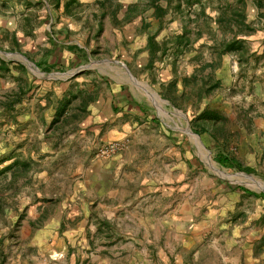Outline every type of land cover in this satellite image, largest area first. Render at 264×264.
I'll use <instances>...</instances> for the list:
<instances>
[{
	"label": "crops",
	"instance_id": "crops-1",
	"mask_svg": "<svg viewBox=\"0 0 264 264\" xmlns=\"http://www.w3.org/2000/svg\"><path fill=\"white\" fill-rule=\"evenodd\" d=\"M64 2L66 0H61L58 7H54L49 0H0V32H7L16 46L22 40L26 58L38 70L36 75L30 76L24 64L20 63L18 69L22 76H17L16 82L9 83L2 78L8 77L11 67L0 59V124L7 130H16L15 134L18 135L17 143L12 147L8 142L7 147L9 151L18 146L17 151L20 152L31 150V159L37 165L30 173L31 180L35 183L20 186L13 200L7 199L6 205L2 206L0 264H169L168 256L172 255L171 252L165 246L164 250L156 249L153 242L160 241L163 245L166 240L176 239L184 248L189 245L191 238L184 234H169L170 221L167 205L163 204L161 188L152 189L151 180H146L143 176L139 183L147 182L146 185L130 189L121 184L120 177L126 169L141 172L144 169L142 162H155L162 158L168 160L170 154L177 156L181 166L185 161L192 169L196 165L199 167L200 161L188 142L186 133L178 126L172 128L157 120L149 100L118 75L121 70L117 63L120 62L122 66L129 64L131 57L137 55L138 48L142 49L144 44L137 43V36L134 35L132 42L123 48L118 47L123 51L121 58L124 61L111 58V64L106 66L90 65L87 48H91L93 52L96 48L104 47L102 42H84L89 31L82 26V20L93 14L77 12L81 21H72L69 18L70 12L63 11ZM33 5L43 12H36L32 16L27 14ZM50 6H53L52 10ZM146 14L152 16L153 12ZM125 15L124 12L94 14L96 24L93 34L102 29L104 19L108 18V30L116 33V39H119L121 19ZM19 16L21 23L18 25ZM127 16H130L128 25H134L133 33L138 25L132 24V19L139 17L146 23L144 12L138 15L127 12ZM180 25L181 28L182 24ZM74 30L77 33L86 31L81 33V42L72 40L69 35ZM143 54H138L141 62L137 65H145L147 59ZM169 81L162 85L166 86ZM15 95L19 97L18 100L10 107L6 105L8 99ZM151 98L158 100L153 93ZM60 107H63L62 112L59 111ZM200 110L195 111L192 117ZM57 111L60 114L56 116ZM240 124L233 130L229 128L230 132L240 131L239 141L245 136H253L249 134L251 129L257 130L260 146L257 147L256 169L249 163L242 164L230 147L232 143L235 144L233 139H229L227 151L237 159L242 170L221 167L213 160L216 152L213 139L208 134L194 133L190 125L189 128L193 135H205L211 139V158L221 168L236 171L246 177L254 175L259 184H264V122H256V125ZM71 130L83 137V147H80L77 158L84 163V170H77L80 173L77 178L81 179L68 184L66 188L56 190L32 188L44 184L49 176L56 175L48 165L42 168L36 163L46 159L52 161L60 151V146L66 144ZM31 136L41 138L39 146L38 142L29 145ZM111 140H125L127 146L107 158L94 157L95 148ZM192 140L195 142V138L192 137ZM3 144L0 143V160L3 159L0 166L11 161L4 160L9 151L4 152L7 147ZM69 147L65 152L69 153L77 148L72 145ZM226 187L239 197V200H232L234 205L228 206L231 215L227 222L240 223L241 228L248 230L241 233L236 231L224 240V247L220 248V252L215 250L221 258L219 264H264V187H259L258 190L246 186ZM26 191L30 196L25 195ZM148 191H152L148 201H153L152 197L156 194L160 202L150 206V211H161V215L156 217L154 213L144 217L149 228H144L140 239L148 242V248L141 252L130 247L122 246V249L121 246H113V242L120 240L137 241L136 236L121 235L111 229V226L119 219L117 215L120 210L139 201L143 193ZM129 199L132 202L130 205ZM250 199L251 206L241 205L238 212H233V208L239 206L242 200ZM181 221H184V216H181ZM11 249H16L17 253L14 255ZM187 251L194 256L198 250L190 248ZM177 257V264H189L184 254L182 258L180 254Z\"/></svg>",
	"mask_w": 264,
	"mask_h": 264
},
{
	"label": "rangeland",
	"instance_id": "rangeland-1",
	"mask_svg": "<svg viewBox=\"0 0 264 264\" xmlns=\"http://www.w3.org/2000/svg\"><path fill=\"white\" fill-rule=\"evenodd\" d=\"M45 1L47 2V0ZM201 1L204 3L205 13L208 16H212L213 11L210 6H213L216 0ZM159 4L162 7H167L166 13L159 19L154 16V13L152 16L146 14L153 12V8L148 5V0H77L71 4L69 6L71 14L69 18L72 21H77L78 23L81 21L80 17L76 15L77 12H88V15L93 14L89 18L86 17L87 19L82 20V26H85L89 31L84 42L86 44H89L90 41L104 43L102 49L96 48L93 52L87 46L91 60L89 62L90 65H95L96 67L106 66L111 64L109 62L111 58L124 61L121 58L123 51L119 50L118 47L123 48L129 42H132L134 35L137 36V43L144 44L143 48H138L136 53L143 52V56L147 59L148 51L145 43L148 35H153L155 41L160 42L179 32L181 29L180 24H186L189 27L193 26V24L188 23L187 15H193V12L197 8L196 5L194 7L191 6L187 10L183 0V3H181L182 12H174V0H171L169 5H166L164 1H160ZM52 7H49L50 10H52ZM127 7L129 8V13L138 15L144 12L145 17L143 18L146 23H143L139 17L131 20L132 24L136 23L138 25L136 32H134L135 34L132 32L134 25H128L129 19H126V15L121 19L122 31L119 39H116V33L108 30L110 24L108 18V20L104 19L102 29L99 32L96 31L97 35L93 34L96 24L94 14H98V12H124L127 14L125 12ZM245 10L247 12V19L256 26V30L245 37V45L248 49L246 60L238 64L237 59L233 55H222L217 61L218 65L212 71L213 78L219 79L220 86L209 95L202 96L200 99L193 92L199 86V77L207 74L209 69L206 68L201 73L196 71V69L203 62L214 60L215 56L207 49V44L211 43L210 36L218 37L219 35V31L214 30L215 24L208 18L198 17L199 20L196 26L202 32V37L194 41L180 55L169 49L162 57L157 55L150 67L137 65V63L141 62L138 54L131 57L129 64H123L122 66L120 62L117 63L120 65L119 70L121 72L118 74L120 78L129 82L149 100L154 107L157 120L167 123L172 128L178 126L181 128V131L186 133L185 135L189 138L188 142L200 161L199 167L196 165L192 169L185 161L181 166L180 160L176 159L177 156L170 154L168 160L162 158L155 162H142L144 169L141 172L136 173V171L132 172V169H126L123 176L120 177L121 184L130 189L133 186L146 185L147 182H143V184L139 183L143 176H145L146 180H151L150 186L152 189L161 188L163 190V204L167 205V215L170 221V226L168 227L169 234H184L186 237L189 236L191 238L188 242L189 245H185L184 248L181 242L176 239L166 240L163 245L160 241L153 242L156 249H163L165 246L171 252L172 255L168 256L169 264H177L175 260L178 259V254L181 255V258L184 254L189 264H219L221 258L215 250L220 252V248L224 247V240L236 231L241 233L244 230H248V228H241L240 223L227 222L231 215L228 206L234 205L231 203L232 200L237 198L239 200V197L236 196V193L230 192L226 186H246L252 190L264 187V184L257 182L258 179L254 175L250 174L246 177L236 171H227L221 168L211 158V144H209L211 143V139L205 135L195 136L189 128V121L192 115L205 105L217 109L226 116V130H230L229 128L233 130L235 126L239 127L240 123H245L246 125L253 123V125H256V122H264V9L261 19L256 18L255 9L251 4L247 3ZM36 12L37 14H41L43 11L33 5L27 14L32 16ZM20 18L19 16L18 25L21 23ZM92 27L93 29H91ZM77 32L74 30L73 34L70 32L69 35L72 40L81 42V33L83 34L86 31ZM11 40L12 37H9L7 32H0V59L11 67L9 75H7L8 77L2 79L9 83L16 82L17 76H22V72L18 69V64L20 63L24 64L27 74L30 76L38 73V70L29 63L26 58L27 55L24 54V42L21 40L19 46H16ZM135 59L137 60L135 61ZM194 71L198 79L197 83L193 84L189 80L186 87H184L181 78L188 77ZM173 78L176 79V91L174 95L166 89V86L162 85ZM167 91L171 93V96H174V105L164 98L165 96L163 95ZM182 91L183 94L181 95ZM151 93L155 94L158 100L152 99ZM189 93H192L190 98H188ZM8 118L10 119V117ZM15 131L7 130L0 124V143H4V147L8 146V142H10L12 147L17 143L18 140L16 138H18V135L15 134ZM232 132L231 139L235 141V144L229 145L233 152L236 153L242 164L249 163L256 169L257 147L258 145L260 146L257 139V130L251 129L249 134H253V136L250 135L249 138L245 136L240 141L238 140L240 131L234 130ZM192 137L195 138V142L192 140ZM67 138L66 144L60 146V151L53 157L52 161L46 159V161L36 163L38 167L42 168L48 165L53 172H56V175L49 176L44 184L33 186L32 188L43 191L47 188L56 190L57 188H66L68 184L81 179L80 177L77 178L80 175V173H77V170H84V163L78 161L77 158L80 154V147H83V137H80L77 132L72 131L70 137ZM40 139L36 136H31L29 145H32L33 142H38L37 146H39ZM3 140L5 141L3 142ZM69 145L77 148L69 153L65 152L70 148ZM8 151L9 148L7 147L4 152ZM34 166L35 164L33 163ZM35 168H37V165ZM30 182L33 183L31 179ZM151 192L143 193L142 198L136 203L133 202L132 205H130L132 202L129 199L128 205L130 206L120 210L117 215L119 219L115 220V224L111 226V229L121 235L128 236V234H131L136 236L137 241L120 240L113 242V246L130 247L141 252L145 248H148L146 247L148 242L140 239L144 228H149V225L145 223L144 217L150 215V213H154V217L161 215L159 209H152L151 211L149 209L150 206L160 203L156 194L152 197L154 198L153 201H148L151 198ZM25 195L30 196L27 194V191ZM245 204L251 206V199L250 201L242 200L239 206L233 208V212H238L241 208L240 206ZM181 216H184V221H181ZM116 223L118 224L116 225ZM190 248L198 250L194 256H192V252L188 253L187 250ZM11 250L14 255L17 253L16 249ZM30 253L37 256L32 251ZM25 264L30 263L26 262Z\"/></svg>",
	"mask_w": 264,
	"mask_h": 264
},
{
	"label": "trees",
	"instance_id": "trees-1",
	"mask_svg": "<svg viewBox=\"0 0 264 264\" xmlns=\"http://www.w3.org/2000/svg\"><path fill=\"white\" fill-rule=\"evenodd\" d=\"M61 0H49V3L54 7H58ZM164 1L166 5H169L171 0H148V5L153 8L154 16L159 19L166 13L167 7H162L159 2ZM75 0H66L63 4V11L69 12V6L73 4ZM181 3L183 0H174V12H182ZM251 4L255 9V16L258 19L262 18V11L264 9V0H216L212 7L213 15L208 16L205 13L204 3L201 0H184V4L189 10L196 5V10L193 15L188 16V23L193 24L182 25L180 32L176 33L172 37L156 42L153 35H148L146 39V48L148 51V58L145 63L146 67H150L154 59L159 55L162 57L169 49L180 55L188 46L194 41L202 37V32L197 28L198 17L208 18L215 24V31H219L218 37L210 36V44H207V49L210 53H213L214 60H208L198 65L196 71L203 72L208 68L209 71L204 76H200L199 86L196 91L193 92L197 98L209 95L214 89L220 86L219 79L213 78L212 71L218 65V60L222 55H233L238 64L246 60V54L248 49L245 45V37L251 32L256 30V26L247 19L246 4ZM211 5V4H210ZM129 7V6H128ZM126 8L125 12H129V8ZM131 8V7H130ZM128 19L130 16H127ZM203 45V44H201ZM158 56V57H159ZM194 57V56H193ZM195 84L198 81L196 72H192L188 77H182L181 82L184 87L188 81ZM176 79H171L166 85V89L171 91L174 95L176 91L175 86ZM164 94L166 99L172 104H175L174 96L171 93ZM18 94H21L18 93ZM17 94V95H18ZM183 92L181 93V95ZM192 93H189L188 98ZM18 96H13L8 99V105L18 100ZM60 112L63 111V107H60ZM57 111L56 116L60 114ZM227 118L217 109L211 108L205 105L198 113H196L189 121L191 130L197 134H208L214 141V147L216 152L213 155V160L216 161L221 167L234 168L242 170L240 163L237 159L227 151L229 145V139L232 138V132L226 130L225 123ZM16 147L10 150L6 159H11L7 164L0 166V213L3 211V205H6L7 199L10 201L18 193L20 186L29 185L31 179V171L33 170V161L30 156L31 150H25L24 152L17 151ZM3 161L0 160V163ZM255 195V194H254Z\"/></svg>",
	"mask_w": 264,
	"mask_h": 264
},
{
	"label": "built area",
	"instance_id": "built-area-1",
	"mask_svg": "<svg viewBox=\"0 0 264 264\" xmlns=\"http://www.w3.org/2000/svg\"><path fill=\"white\" fill-rule=\"evenodd\" d=\"M127 146L125 140H111L98 145L94 151V157L107 158L121 150H124Z\"/></svg>",
	"mask_w": 264,
	"mask_h": 264
},
{
	"label": "bare ground",
	"instance_id": "bare-ground-1",
	"mask_svg": "<svg viewBox=\"0 0 264 264\" xmlns=\"http://www.w3.org/2000/svg\"><path fill=\"white\" fill-rule=\"evenodd\" d=\"M208 159V158H207Z\"/></svg>",
	"mask_w": 264,
	"mask_h": 264
}]
</instances>
